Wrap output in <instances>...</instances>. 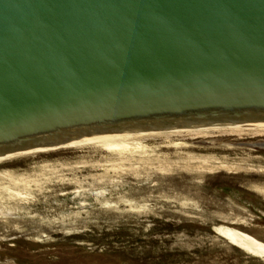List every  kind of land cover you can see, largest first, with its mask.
Here are the masks:
<instances>
[{"label": "water", "instance_id": "1", "mask_svg": "<svg viewBox=\"0 0 264 264\" xmlns=\"http://www.w3.org/2000/svg\"><path fill=\"white\" fill-rule=\"evenodd\" d=\"M264 125V0H0V157Z\"/></svg>", "mask_w": 264, "mask_h": 264}, {"label": "rangeland", "instance_id": "2", "mask_svg": "<svg viewBox=\"0 0 264 264\" xmlns=\"http://www.w3.org/2000/svg\"><path fill=\"white\" fill-rule=\"evenodd\" d=\"M196 130L0 160V264H264V134Z\"/></svg>", "mask_w": 264, "mask_h": 264}, {"label": "bare ground", "instance_id": "3", "mask_svg": "<svg viewBox=\"0 0 264 264\" xmlns=\"http://www.w3.org/2000/svg\"><path fill=\"white\" fill-rule=\"evenodd\" d=\"M191 131V130H190ZM172 132L174 131H170V132H156V133H146V135L148 137H155V136H167V138L169 139L168 136H170L169 134H173ZM185 132V131H184ZM189 132V131H187ZM196 134H211V133H233V135L235 133L237 134H244L246 132H253L254 134H264V125H252V126H237V127H223V128H210V129H200V130H196L194 131ZM193 131L191 132L194 133ZM176 133V132H175ZM195 134V135H196ZM175 135V134H174ZM173 135V136H174ZM179 135V134H178ZM186 135V134H185ZM188 135V133H187ZM206 135V136H207ZM145 136V135H144ZM191 136V135H190ZM203 136V135H201ZM243 136V135H242ZM136 137V136H135ZM135 139H133V137H131V135H112V136H105V137H98V138H92V139H85V140H80V141H75V142H69L66 145H63L62 147H87L89 145H93V147L95 146H101V147H105L107 149L110 150H116L119 148H123L127 147L130 141H133ZM132 144V143H131ZM99 147V148H101ZM133 147V146H132ZM263 147V146H262ZM57 149V146H46V147H40V148H36L33 151H29V152H18V153H14L11 155H7L5 157H0V160H5V159H9V158H14V157H21L22 155H27V154H32V153H37V152H42V151H47V150H54ZM119 157V156H118ZM111 158V157H110ZM123 158V157H122ZM121 157H119V161L122 159ZM115 159V158H114ZM127 159V158H126ZM191 159H198V158H191ZM203 159L204 163H208V159L207 158H200ZM211 159V158H210ZM113 161V159H111ZM199 160V159H198ZM126 161V160H125ZM129 161V160H128ZM127 161V162H128ZM215 162V161H213ZM212 162V163H213ZM103 163V162H102ZM111 163V162H110ZM130 163V162H128ZM225 163V162H224ZM85 164V163H84ZM113 164V163H112ZM111 165V164H110ZM118 165V164H117ZM131 166V165H130ZM200 166V165H199ZM198 167V166H197ZM95 168V167H94ZM125 168V166H124ZM248 168V167H247ZM101 169V168H100ZM200 169V168H199ZM206 169V168H205ZM215 169H226V170H232L233 171V166H228L227 164H220L218 166L213 165V167L210 169V171H213ZM237 169V168H235ZM239 169V167H238ZM237 169V170H238ZM243 170V169H242ZM108 171V170H107ZM196 171V170H194ZM249 171V170H248ZM10 176V175H9ZM20 177V176H19ZM8 179V178H7ZM11 183L13 184H17V182L21 181L20 179L11 177L10 178ZM20 184V182H19ZM17 186V185H16ZM38 187V186H37ZM14 188V187H13ZM32 189V188H31ZM256 189L264 196V188H259L256 187ZM5 190H11L10 187H6ZM14 195V194H13ZM38 216V215H37ZM51 239V238H50Z\"/></svg>", "mask_w": 264, "mask_h": 264}]
</instances>
